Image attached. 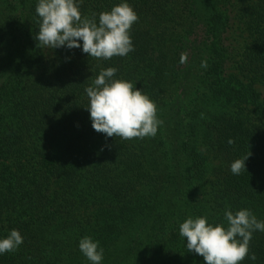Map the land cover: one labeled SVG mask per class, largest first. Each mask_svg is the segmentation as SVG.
<instances>
[{
  "label": "trees",
  "instance_id": "trees-1",
  "mask_svg": "<svg viewBox=\"0 0 264 264\" xmlns=\"http://www.w3.org/2000/svg\"><path fill=\"white\" fill-rule=\"evenodd\" d=\"M37 2L0 0V238L24 237L0 264H89L84 236L103 264H204L179 234L186 218L226 225L230 206L264 220V0H127L135 50L110 60L41 45ZM108 67L157 105L154 137L93 130L85 89ZM250 253L242 264H264V232Z\"/></svg>",
  "mask_w": 264,
  "mask_h": 264
},
{
  "label": "clouds",
  "instance_id": "clouds-1",
  "mask_svg": "<svg viewBox=\"0 0 264 264\" xmlns=\"http://www.w3.org/2000/svg\"><path fill=\"white\" fill-rule=\"evenodd\" d=\"M82 3L83 0H38L36 14L40 22L35 39L46 48L81 49L89 57L103 60L126 57L135 50L131 28L138 21V15L127 0L99 13L98 19L96 13L91 17L82 16ZM186 59V54L182 55L181 63ZM201 67L207 68V61H202ZM117 71L115 67L102 69L93 84L85 89L89 98L86 109L93 130L105 134L106 139L154 137L162 124L157 105L132 82L114 78ZM248 157L231 163L233 175L246 170ZM224 218L226 225L210 223L207 216L186 218L179 225V234L185 238L188 252L203 257L204 264H242L246 257L255 261L250 242L255 232H264V220L247 208L233 213L230 206L226 207ZM23 243L20 231L12 229L0 238V255L18 250ZM78 247L89 264H103L104 248L98 240L84 236Z\"/></svg>",
  "mask_w": 264,
  "mask_h": 264
},
{
  "label": "rangeland",
  "instance_id": "rangeland-1",
  "mask_svg": "<svg viewBox=\"0 0 264 264\" xmlns=\"http://www.w3.org/2000/svg\"><path fill=\"white\" fill-rule=\"evenodd\" d=\"M239 40L237 33L231 36V40L229 42V45H232L233 48L239 47V43L237 42ZM237 49V48H236Z\"/></svg>",
  "mask_w": 264,
  "mask_h": 264
}]
</instances>
